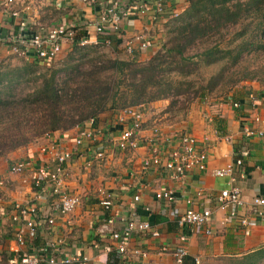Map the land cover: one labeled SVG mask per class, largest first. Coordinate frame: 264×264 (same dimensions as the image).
Wrapping results in <instances>:
<instances>
[{"label": "crops", "instance_id": "crops-1", "mask_svg": "<svg viewBox=\"0 0 264 264\" xmlns=\"http://www.w3.org/2000/svg\"><path fill=\"white\" fill-rule=\"evenodd\" d=\"M121 1L129 3V0ZM108 2L96 0L90 5L84 0H0V58L10 54L6 37L15 26L25 40L55 27L73 26L72 30L82 29L90 43L103 44L108 37L97 36L93 24ZM182 4L186 5V1L164 0L165 15L175 10L183 13L187 6L182 7ZM11 11L17 12V15H11ZM165 17L167 19L130 15L114 33L119 42H111L107 46L120 58L130 59L133 56L146 60L164 41L166 32L162 22L173 19ZM140 32L152 40L151 52L130 56L124 49L125 42ZM72 44L73 37H64L59 54L70 50ZM38 60L45 62L48 59ZM250 92L257 97V103L252 104L249 100ZM235 100L239 101L240 107H233ZM263 100L264 84L251 80L241 82L226 95L193 102L183 116L167 112V99L144 104L141 108L144 115L141 135L150 136L151 126L158 124L162 135L170 139L165 143L167 150L175 147L183 134H191L197 138L199 148L207 154L206 168L200 170L194 167L182 179L171 178L162 167L143 169V158L149 153L146 145L134 151H121L114 146L119 131L131 120L117 110L99 116L97 126L105 130V136L100 140L77 145L75 138L80 129L86 127L79 126L67 132L54 131L39 137L0 158V178L4 180L0 191L9 200L34 201L38 207L37 218L54 217L52 227L47 224L39 227L37 245L62 239L58 256L80 254L87 257L85 264H108V256L114 251L111 230H122L129 220H139L147 221L150 230H157L159 235L153 236L149 231L134 232L127 245L128 264H176L172 250L181 233L187 235V259L198 258L201 264L237 262L264 247V220L251 225L250 234L246 235L234 220L224 221L228 210L218 208L217 197L222 189L232 186L240 189L246 202L255 196H264V139L242 133L243 125L251 128L264 126ZM255 115L260 116L259 121L253 119ZM101 146L106 153L103 158L97 159L94 152ZM61 150L71 154L64 165L65 187L70 194L79 197V204L64 216L57 212L60 196L51 194V184L46 183L45 196L36 200L30 169L21 174L10 173L7 169L8 164L29 158L35 167L46 165L52 170L54 152ZM244 151L247 153L243 154ZM238 158H241L240 164L236 163ZM230 164L232 170L229 175L214 174L215 170ZM164 190L173 192V201L156 198L155 194ZM103 198L111 201L109 212L100 204ZM189 199L190 202L187 201ZM188 208L212 210V218L205 225L211 229L209 235L202 229L193 231L177 224V215ZM246 211L239 210L244 215ZM111 215L114 216V224L105 223ZM18 227L19 224L11 222L7 215L0 217L1 250L17 254L19 250H30L36 246L30 241L23 247L17 244L15 231ZM161 246H166L168 250L158 253Z\"/></svg>", "mask_w": 264, "mask_h": 264}, {"label": "trees", "instance_id": "trees-1", "mask_svg": "<svg viewBox=\"0 0 264 264\" xmlns=\"http://www.w3.org/2000/svg\"><path fill=\"white\" fill-rule=\"evenodd\" d=\"M135 1L129 0L128 8ZM187 1V9L146 60L100 54L99 44H79L85 34L74 28L71 50L57 63L48 59V67H39L40 60L34 58L21 66L0 64V158L54 131L88 126L90 120L95 127L105 112L167 99V112L183 116L193 102L218 89L226 95L243 81L264 84V65L254 69L241 65L246 53L264 50V0ZM233 28L234 36L226 40ZM115 32L107 35L110 43L119 42ZM13 33L19 34L17 26ZM215 63L221 65L207 79L193 78L201 65ZM21 80L32 86L19 89ZM37 240L38 231L32 242L40 246ZM18 254L1 250L0 264H10ZM263 257L264 247L240 262L256 264ZM117 261L112 250L107 262ZM184 263L194 264L187 257Z\"/></svg>", "mask_w": 264, "mask_h": 264}, {"label": "built area", "instance_id": "built-area-1", "mask_svg": "<svg viewBox=\"0 0 264 264\" xmlns=\"http://www.w3.org/2000/svg\"><path fill=\"white\" fill-rule=\"evenodd\" d=\"M13 2V0H7ZM88 4H95L96 0H84ZM128 4L121 0H109L102 12L97 15L93 24L94 30L98 35L107 36L111 32L119 29L120 25L130 15L147 16L152 19L159 17V19H167L178 17L180 10H175L169 15H165L164 0H136ZM132 7V8H131ZM134 9L131 12L129 9ZM11 15L16 16L17 12L11 11ZM129 20V19H128ZM73 26L55 27L47 33H35L29 40H25L22 33L14 35L10 33L8 40L11 42L8 51L25 59H53L61 51V41L64 37L72 38L74 32ZM90 43L86 35L79 40V44ZM99 44V42H94ZM103 44H110L107 38ZM152 40L143 32L134 34L125 42L124 49L130 56L134 53H150L152 48ZM148 53V54H149ZM133 58V56H132ZM248 98L252 104L257 103V97L253 92L248 94ZM144 104L131 106L122 109L123 116H129L131 119L118 133L114 140V146L121 151H134L141 145H146L148 154L143 158L142 168L148 169L151 166L162 167L168 171V174L173 179H182L186 173L196 167L204 170L207 164V154L198 146L197 138L191 134H183L178 139V144L175 147L167 150L165 143L170 141L162 135L158 124L151 126V135H141L144 122V115L142 106ZM233 107H240L239 101L232 102ZM261 107L264 109V100L261 102ZM255 121L260 120L259 115L253 117ZM124 121L123 118H120ZM88 126L82 127L75 138L77 145H82L84 142H93L100 140L105 136V130L99 126H91L92 120L88 122ZM242 133L245 136H258L264 139V126L261 128H251L243 125ZM54 169H49L46 165L35 167L29 158H23L14 161L8 165V171L13 174H21L30 169L31 184L34 188V198L41 199L45 196L46 183L52 186V195L60 196L59 204L56 209L59 215H66L75 206L79 204V197L75 194H70L64 184V165L71 158L70 152L55 151L54 152ZM105 149L101 146L94 152V157L97 159L105 156ZM247 152L244 151L243 154ZM237 164L241 163V158L236 160ZM231 164L225 168L215 170L214 174L217 176L229 175L231 173ZM4 187V180L0 178V189ZM157 199H164L168 202L174 200V195L171 190H164L155 194ZM136 199L138 197H135ZM190 202V199L187 200ZM100 204L105 211L111 210V201L109 199H101ZM217 205L220 209H227L228 213L224 218L225 222L234 220L239 224L243 232L250 234V226L255 224L258 220H264V196L258 195L252 198L250 202H246L241 196L240 189L232 186L220 191L217 197ZM247 209L246 215L239 212V210ZM249 213V214H248ZM38 207L34 201L21 202L7 199L0 191V217L7 215L11 222L19 224L15 231V240L21 247L25 246L27 242L34 240L39 227L50 226L55 224V219L52 216H43L37 218ZM212 210L205 208L202 210H194L192 208L186 209L181 214L177 215L176 221L180 227H187L193 231L202 229L205 234H210L211 229L205 225L212 218ZM107 224H114V216L111 215L105 220ZM153 236H158L157 230H150V224L147 221L129 220L122 230L112 229L110 232L111 238L114 241V251L118 255V261L115 264L127 263V245L134 232H147ZM186 233L179 235V242L173 248L172 254L176 264H185V258L188 255V247L186 243ZM63 243L62 239L55 242H47L46 246H33L30 250H19V254L15 256L10 264H85L87 257L80 254H70L68 256H58L61 252L60 245ZM166 246H161L158 253L166 252ZM142 255L144 252L138 251ZM194 264H201L198 258L192 259Z\"/></svg>", "mask_w": 264, "mask_h": 264}, {"label": "rangeland", "instance_id": "rangeland-1", "mask_svg": "<svg viewBox=\"0 0 264 264\" xmlns=\"http://www.w3.org/2000/svg\"><path fill=\"white\" fill-rule=\"evenodd\" d=\"M186 1V5L185 4H182L181 6L182 7H188L189 6V3L187 0ZM177 20V17L173 18L172 20L170 21H163L162 22V26H163V29L165 30V32H167V30L172 26V24H174ZM230 33H229V36L226 37V40L232 38V36H234V28L233 29H230ZM166 39V35H164V40ZM72 46V45H71ZM70 50H71V47H70ZM68 50V51H70ZM98 50V53H103L104 55H107V56H110V57H115L116 54H113L112 53V49L110 46H107V45H104V44H99V47L97 48ZM66 53H63V54H58L55 58H53V60L51 62L53 63H57L59 60H61L66 54ZM120 57V56H119ZM9 61L11 64H14L15 66L16 65H22L23 62H31L32 59H25L23 57H20V56H17L13 53H10V54H7L6 56L0 58V64H7L6 62ZM50 62V63H51ZM46 64V62H41V64L39 65V67H48L49 64ZM221 64L220 63H215V64H212V65H201L199 68H198V74L196 75H193V78L196 79V80H199V81H204L205 79H207L211 74L215 73L218 69H219V66ZM241 65L243 67H247L249 69H254L256 67H258L259 65H264V50H260L259 52H254V51H251V52H248L244 55V60L243 62L241 63ZM198 81V82H199ZM32 83L30 81H27V80H21V83L18 85V88H22L25 86V90L24 91H27L28 88H30L32 85ZM197 84V83H196ZM241 83H239L238 85H236L235 87L233 88H236L237 86H240ZM231 90V89H229ZM229 90L227 92H229ZM221 93V95L223 94V92H220L219 89L215 92H213L212 94H216L217 96H219ZM211 94V97H214L216 95H212ZM7 155L3 156L4 158L6 157ZM2 158V157H1ZM9 165V164H8ZM8 169V167H7ZM3 241L1 240V236H0V244H2ZM1 251V249H0ZM242 260V259H241ZM241 260H237V262L234 261H228L226 263H223V264H241ZM256 264H264V257L262 259H259L257 261Z\"/></svg>", "mask_w": 264, "mask_h": 264}]
</instances>
